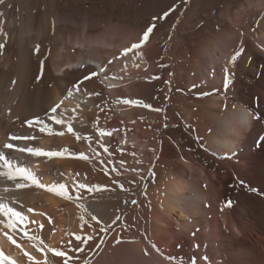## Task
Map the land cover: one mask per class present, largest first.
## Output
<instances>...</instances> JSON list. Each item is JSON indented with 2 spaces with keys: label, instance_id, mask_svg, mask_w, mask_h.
Returning a JSON list of instances; mask_svg holds the SVG:
<instances>
[{
  "label": "bare ground",
  "instance_id": "6f19581e",
  "mask_svg": "<svg viewBox=\"0 0 264 264\" xmlns=\"http://www.w3.org/2000/svg\"><path fill=\"white\" fill-rule=\"evenodd\" d=\"M0 13V153L13 169L26 168L40 184L63 183L71 197L58 187L17 188L29 182L0 175V264H46V259L47 264H64L63 257L51 253L53 248L71 257L68 264H264L262 59L263 64L249 66L221 62L224 73H231L227 87L226 77L206 76L201 65L187 88H175L170 101L173 81L169 83L160 107L163 78L151 56L162 52L154 31L132 49L153 24L149 18L157 12L152 3L4 0ZM187 40L176 53L167 41L169 61L172 56L197 59V54L201 59L203 51L187 46ZM91 61L107 67L109 81ZM186 68L183 61L173 62L171 78H182L177 69L189 74ZM91 73L96 75L85 79ZM179 95L192 103H181ZM56 104L63 124L51 120ZM35 117L54 132L26 123ZM7 143L67 153L34 156L5 149ZM6 171L0 160V172ZM147 179V190L130 208L127 199L141 193ZM79 184L91 190L79 189L77 196ZM9 208L21 212L24 223ZM125 210L129 212L123 215ZM10 219L19 224L15 230L7 226ZM116 224V234L105 239ZM22 228L36 239H28ZM88 236L92 239L83 243ZM127 242L131 251L120 255L117 245ZM99 248L101 255L87 263Z\"/></svg>",
  "mask_w": 264,
  "mask_h": 264
},
{
  "label": "rangeland",
  "instance_id": "374dc122",
  "mask_svg": "<svg viewBox=\"0 0 264 264\" xmlns=\"http://www.w3.org/2000/svg\"><path fill=\"white\" fill-rule=\"evenodd\" d=\"M139 1H143V0H139ZM146 1L152 3L153 9L155 10V12H157V14L153 16L156 17L155 21L153 20V17L149 19H151L152 23L155 24V27L153 28L155 42L160 47L159 52L160 51L162 52L151 56L154 59V65L156 66V68L159 69V72H161L162 74L161 76L163 78V82L161 83L163 85L160 86L159 88V93L161 97H163L160 102V107H163L165 99L167 98L166 92L168 91L169 83L173 81V85L170 89V93L167 98L170 101V99L173 97L175 93V88L177 87H181L183 89L187 88L188 81L195 76V73L197 75L198 74L197 72L201 71L199 69V66L201 65H205V67L202 68V72L206 76L211 74L215 77L218 76L219 77V78L217 77L218 79L224 81L225 79L224 77H227L229 79L230 77L228 76L231 75V73L227 71H225L224 73V69L223 70L221 69L222 66L224 65L225 67H227V65L229 66V63H231L229 61H233L232 56H234L236 51L238 52L242 48H243L242 54L236 58V61L237 60L238 61L232 62V65L230 64V66H233V64L234 65L242 64L249 66L252 64V62L257 64L264 63V62L260 63L261 59L264 61V0H146ZM166 8H169V10H167L169 11V13L166 17H164V13H166L164 12V10ZM198 32L201 33L199 34ZM193 36H195L194 39ZM207 36L209 37V39H207ZM196 38L198 42L197 40H195ZM184 39L185 40L188 39L187 40L188 44H186L187 46H189L190 48L193 47L195 49H199L198 53H201L202 50L204 52V55L202 52L201 54L202 57L200 59V56H198L199 54H197L196 58L198 57L199 59L198 58L194 59L195 57H192V60L190 58L191 61L189 60V58L186 57L184 60L172 56V60L169 61L168 56L165 55L167 41L168 40L171 41V44L173 46L172 52L176 53V49L183 46ZM192 40L194 41L195 44L193 43ZM233 52L235 53L233 54ZM173 57L175 59H173ZM186 59H188L190 62ZM181 60L183 61L185 67H187L186 69L187 72H189V74L188 73L183 74V70L177 69L176 73L177 75L179 74L182 76L181 78L182 81L181 79L177 80V77H175L173 80L170 75L171 65L174 62V65L177 66L178 63L182 62ZM221 62H223L224 65ZM226 62L229 63H227L226 65L225 64ZM187 65H189V67ZM156 68L155 71L157 72L158 69ZM220 71L221 72L223 71V74L220 73ZM200 75L202 74L200 73ZM145 91L147 93L149 89L145 88ZM182 94L185 95L184 93ZM181 95L178 96V98L182 101L181 103L183 102H184L183 104L192 103L188 100H186L185 102L186 97ZM122 141L123 140H119V142ZM136 154L139 155L140 157L141 149L139 150L137 149ZM148 181H150V179H147L141 193L135 192L134 197H129L127 199L126 204L130 208H132L134 205H137L140 195L145 193V191L147 190ZM134 184L135 182L132 183V185ZM129 187H131V185L129 186L127 185V188H125L124 190H127L129 192L128 190L130 189ZM133 201H135V203H133ZM128 212L129 210H125L123 212V215H126V213ZM117 228L119 229L118 224L114 225L112 229L105 236V239L111 238V235L113 234L115 235L116 234L115 232H117ZM124 244H126V246H124ZM120 245H122V243H120ZM120 245L119 246L117 245L118 249L116 250H119L121 248L117 252L120 255H128L129 252L131 251V247L130 245H128V242L123 243V247ZM102 250H103L102 248L101 249L99 248L94 253L93 258L91 260L90 259L87 260V263L96 260L101 255Z\"/></svg>",
  "mask_w": 264,
  "mask_h": 264
},
{
  "label": "snow or ice",
  "instance_id": "6c2138e0",
  "mask_svg": "<svg viewBox=\"0 0 264 264\" xmlns=\"http://www.w3.org/2000/svg\"><path fill=\"white\" fill-rule=\"evenodd\" d=\"M4 2V0H0V4H2ZM168 15V13H164V17H166ZM0 16H2V13H0ZM163 18V17H161ZM156 17H153V20L155 21ZM155 27V24L153 23L151 26H149L147 28V30L145 31V33L143 34V38L141 40V42L139 44H133L132 45V49H136V48H139L141 47L148 39H149V35L150 33H152L153 31V28ZM0 31H2V29H0ZM4 47V45L0 44V49H2ZM36 52H39V46H37ZM125 52H128V51H131V49H125L124 50ZM243 52V49H241L240 51L236 52L235 55L233 56L232 60L233 62H235L236 58L238 56L241 55V53ZM227 71V70H226ZM96 73H91L90 76L88 77H85V79H90L91 76H95ZM230 81L228 80V78L226 77V83H225V87H227V84L229 83ZM79 83V82H78ZM74 87H77L78 88V85H75ZM68 96H71L72 95V92L69 91L67 93ZM98 95V93H97ZM203 95V93H202ZM125 103H134V104H138V103H141L140 101H124ZM62 103V102H61ZM60 107V104H56L55 106H53L50 111L52 113L51 115V120L53 122H55L56 124H63L65 123V121L61 120V119H58L57 118V115H56V112H57V108ZM150 107V106H149ZM26 123L29 125V126H33V124L35 123L37 126L40 127V131L44 132V131H47L49 134H52L54 132V130L51 128V127H48V125L40 118V117H35L34 119H29V120H26ZM68 131L69 132H73V129L72 127L69 125L68 127ZM60 135H63V133H59ZM103 134V133H102ZM111 133H108V135H110ZM77 138L79 139L80 137L77 136ZM11 140H19V139H29L28 137H16V136H12L10 137ZM261 140H264V136H262L260 138ZM5 149H8V150H18L20 152H27L31 155H34V156H47L48 158H51L53 156H63L67 153V149H65L63 152H52V151H49V152H44L42 151L40 148H33L31 146L29 147H19L17 148V145L13 144V143H7L3 146ZM82 158H87L85 157L83 154H79ZM0 160H3L4 161V164L7 166L8 168V171L6 172H0V175H3V176H6L8 177L9 179H17L18 177L19 178H22L23 180H26L28 181L29 183L28 184H24V183H18L16 184V187L17 188H23V187H27V186H30V185H37L39 187H42V188H47L48 190L50 191H56L57 190V187L59 190H62L63 191V194L64 195H69L66 191V186L61 183L59 184L58 186L56 185H43V184H40L39 183V180L38 178L31 172H29L26 168L24 167H18V168H15L13 169L12 165L8 163V160L5 158L4 154L3 153H0ZM122 187V186H121ZM85 188H89L88 185H85V184H79L78 185V189H77V196H79V189H85ZM89 190H91L89 188ZM59 194V192H58ZM69 198L70 195H69ZM133 203H135V201H133ZM228 206L231 205V201H228L227 202ZM0 210H3V206L0 205ZM29 211H33L32 209H30ZM8 213L12 216V217H15V218H18L19 222L20 223H24V217L23 215L21 214V212L19 211H13L11 208L8 209ZM48 219L51 221V217H48ZM93 219H96L95 217H93ZM116 219H119V217H117ZM113 223H115V221H113ZM8 227L12 228L13 230H15L17 227H19V224L16 222V220H9L8 222ZM41 227H43V225H40ZM103 230H107V229H103ZM21 231L23 232V235H25L28 239H36V237L34 235H29V233L27 232V230L25 229H21ZM5 235H7V233H5ZM10 240H12V237L9 236L8 237ZM77 241H81V237L80 236H76L75 237ZM92 239L91 236H88V237H85L83 238V243H87L88 240ZM12 243L15 244L16 241L15 240H12ZM69 245H71V241H69ZM198 247V246H197ZM38 250L40 252H45V249L42 247V246H38ZM78 251L79 250H82V249H77ZM51 253L54 255V257H63L64 258V264H68V260L71 259V257H68L67 253L64 252V251H61V250H58V249H51L50 250ZM27 255V253H26ZM0 256H3V253L2 251H0ZM47 256V254H46ZM4 259H7V257H4ZM28 259L31 261V260H34L35 258L32 257V256H28ZM205 260H207V257H204ZM10 264H15L14 261H11ZM35 264H40V261H35ZM46 264H47V259H46Z\"/></svg>",
  "mask_w": 264,
  "mask_h": 264
}]
</instances>
